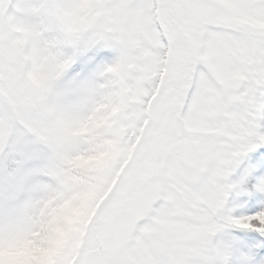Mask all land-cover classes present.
<instances>
[{
    "label": "snow or ice",
    "instance_id": "6c2138e0",
    "mask_svg": "<svg viewBox=\"0 0 264 264\" xmlns=\"http://www.w3.org/2000/svg\"><path fill=\"white\" fill-rule=\"evenodd\" d=\"M0 264H264V0H0Z\"/></svg>",
    "mask_w": 264,
    "mask_h": 264
}]
</instances>
